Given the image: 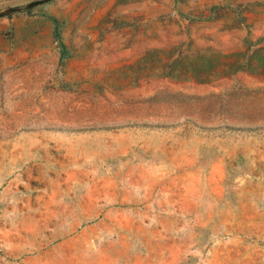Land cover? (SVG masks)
Masks as SVG:
<instances>
[{
  "label": "rangeland",
  "instance_id": "rangeland-1",
  "mask_svg": "<svg viewBox=\"0 0 264 264\" xmlns=\"http://www.w3.org/2000/svg\"><path fill=\"white\" fill-rule=\"evenodd\" d=\"M0 264H264V0H0Z\"/></svg>",
  "mask_w": 264,
  "mask_h": 264
}]
</instances>
